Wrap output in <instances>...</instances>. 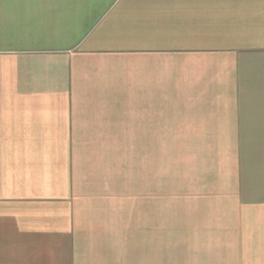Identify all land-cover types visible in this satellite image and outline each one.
I'll list each match as a JSON object with an SVG mask.
<instances>
[{"label": "crops", "instance_id": "1", "mask_svg": "<svg viewBox=\"0 0 264 264\" xmlns=\"http://www.w3.org/2000/svg\"><path fill=\"white\" fill-rule=\"evenodd\" d=\"M133 143L177 216L121 209ZM0 264H264V0H0Z\"/></svg>", "mask_w": 264, "mask_h": 264}, {"label": "rangeland", "instance_id": "2", "mask_svg": "<svg viewBox=\"0 0 264 264\" xmlns=\"http://www.w3.org/2000/svg\"><path fill=\"white\" fill-rule=\"evenodd\" d=\"M138 140V139H134ZM120 157L123 153L120 146ZM176 149L177 146H155L133 143L125 146L124 153L128 156L129 176L128 190L123 193L122 176L120 171L121 209L132 207V226L144 227L146 217H175L177 211V177H176ZM120 161V170H122ZM129 194H128V193ZM132 200V202L130 201ZM123 206V207H122Z\"/></svg>", "mask_w": 264, "mask_h": 264}]
</instances>
